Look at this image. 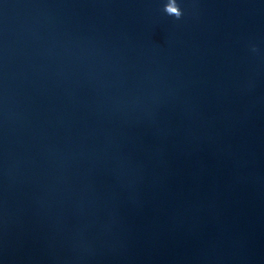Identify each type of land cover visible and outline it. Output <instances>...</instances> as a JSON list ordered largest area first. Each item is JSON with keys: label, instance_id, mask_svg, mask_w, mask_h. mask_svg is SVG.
<instances>
[{"label": "water", "instance_id": "1", "mask_svg": "<svg viewBox=\"0 0 264 264\" xmlns=\"http://www.w3.org/2000/svg\"><path fill=\"white\" fill-rule=\"evenodd\" d=\"M0 0V264H264V0Z\"/></svg>", "mask_w": 264, "mask_h": 264}, {"label": "clouds", "instance_id": "2", "mask_svg": "<svg viewBox=\"0 0 264 264\" xmlns=\"http://www.w3.org/2000/svg\"><path fill=\"white\" fill-rule=\"evenodd\" d=\"M165 11L168 15L174 16L176 19H180L183 15V12L178 6L176 0H169V2L165 5Z\"/></svg>", "mask_w": 264, "mask_h": 264}]
</instances>
